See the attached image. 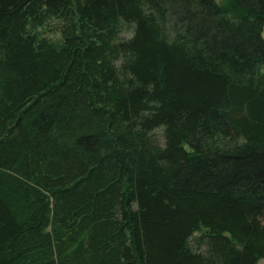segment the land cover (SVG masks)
<instances>
[{
    "label": "trees",
    "instance_id": "obj_1",
    "mask_svg": "<svg viewBox=\"0 0 264 264\" xmlns=\"http://www.w3.org/2000/svg\"><path fill=\"white\" fill-rule=\"evenodd\" d=\"M264 0H0V264L264 259Z\"/></svg>",
    "mask_w": 264,
    "mask_h": 264
},
{
    "label": "rangeland",
    "instance_id": "obj_2",
    "mask_svg": "<svg viewBox=\"0 0 264 264\" xmlns=\"http://www.w3.org/2000/svg\"><path fill=\"white\" fill-rule=\"evenodd\" d=\"M263 37H264V31H263ZM258 264H264V259H261Z\"/></svg>",
    "mask_w": 264,
    "mask_h": 264
}]
</instances>
